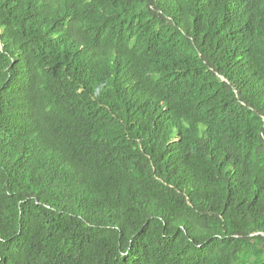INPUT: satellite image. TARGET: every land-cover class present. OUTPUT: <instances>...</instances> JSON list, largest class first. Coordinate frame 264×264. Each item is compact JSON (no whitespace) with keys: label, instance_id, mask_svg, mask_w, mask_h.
Masks as SVG:
<instances>
[{"label":"trees","instance_id":"obj_1","mask_svg":"<svg viewBox=\"0 0 264 264\" xmlns=\"http://www.w3.org/2000/svg\"><path fill=\"white\" fill-rule=\"evenodd\" d=\"M0 264H264V0H0Z\"/></svg>","mask_w":264,"mask_h":264}]
</instances>
